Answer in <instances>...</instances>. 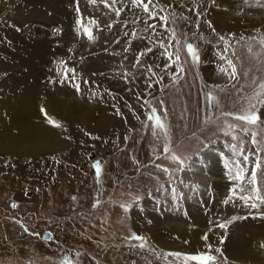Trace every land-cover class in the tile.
<instances>
[{
	"label": "rangeland",
	"instance_id": "obj_1",
	"mask_svg": "<svg viewBox=\"0 0 264 264\" xmlns=\"http://www.w3.org/2000/svg\"><path fill=\"white\" fill-rule=\"evenodd\" d=\"M158 1L153 0L152 5L164 12L166 20L160 21L167 28L168 34L164 37L168 35L169 40L156 38L160 22L145 15L138 21L134 17L128 25L122 21L108 24L119 38L94 54L108 55L115 64L81 75L86 89L84 95L91 102L82 101L80 114L76 117L73 113L74 118L66 124L64 154L50 155L53 174L56 173L52 174L51 182L28 190L16 182L13 171L0 170V264H195L157 248L148 232L149 217L152 214L161 217V210L167 205H175L170 207L174 213L185 206V212L180 214L189 225L193 222V210L202 212L205 203L220 210L229 207L241 210L240 220L251 225L264 222V185H261L264 182V121L259 116L261 106L264 108L261 87L264 68L260 67L264 63L252 54L237 58L235 78L231 77L228 84L213 85L204 75L207 68H202L207 43L204 36H197V19L184 12L188 2L180 0L183 6L179 5L180 10L175 7L176 0ZM8 2L11 0H3L5 5ZM134 6L128 5L129 9ZM174 9L176 12L171 11ZM181 13L184 20L176 19ZM179 21H183L181 26ZM33 22L43 25L39 20H29L25 25ZM124 30L127 41L122 44L120 33ZM189 44L196 51L198 62L194 63L189 55L186 47ZM172 49L176 65L173 80L158 87L159 90L149 87L140 93L142 119L118 136L117 145L113 146V141H100L102 133L112 137L128 126V111H125V102L117 101L114 103L117 111L104 113L109 107L103 112L97 102L99 95L116 99L122 93L128 98V94L135 92L133 85L140 83L142 72L152 70L147 66L152 65L151 61L144 65L142 56L148 60L152 59L149 52L155 55L157 51L171 52ZM160 70L154 68L158 71L156 76ZM209 95L213 97L211 101ZM87 103L100 115L89 116L91 108ZM253 111L259 117L256 124L236 119ZM153 115L163 123V130L156 126V119H150ZM116 119L121 120L120 125ZM81 130L86 138L78 152ZM96 163L100 166L99 174L94 167ZM211 163L221 166L214 169ZM245 167L249 168L244 171ZM253 169L257 178L249 186ZM240 172L245 174L247 183L233 178ZM177 174L182 177L183 187L180 194H175L179 198L172 203L168 199L176 197L171 193L178 191ZM189 182V188H198L195 193L190 190L187 194ZM181 200L182 206L177 203ZM187 204L193 208L192 212L188 213ZM134 219L139 223L138 229L134 227ZM160 232L166 235L165 229ZM141 244L144 246L140 247ZM199 253L215 257L208 264H220L221 259L211 251Z\"/></svg>",
	"mask_w": 264,
	"mask_h": 264
},
{
	"label": "bare ground",
	"instance_id": "obj_2",
	"mask_svg": "<svg viewBox=\"0 0 264 264\" xmlns=\"http://www.w3.org/2000/svg\"><path fill=\"white\" fill-rule=\"evenodd\" d=\"M186 1L188 12L185 10L184 12L189 17L197 19L198 26L195 29L197 36H204L203 39L207 43L202 55L205 58L202 68L207 69L205 72L204 69L202 71L209 82L213 85L225 82L228 84L232 77L228 61L235 67L234 61L245 55L246 57L256 55L264 63V6H261L264 5V0H259V3L257 0H247V3L245 0ZM199 1L200 4H197ZM19 2L11 0L5 5L3 0H0V170L10 169L15 174L16 182L31 190L33 186L51 182L54 169L50 155L64 154L66 124L74 118L73 113L76 117L80 114L79 104L82 101L91 102V99L84 95L86 89L81 75L114 63L108 55H95L96 50L103 49L104 45L119 38L108 24L111 21H122L128 25L127 22H133L134 17L138 21L145 15L160 22L161 28L158 29L156 36L158 40H169V36L164 37L168 33L164 23L160 21L161 18L162 20L165 18L162 10L150 5V12L153 14L150 16L142 7L135 5L129 9L128 5H134L132 0H116L111 8L104 7L99 0L94 4L89 3V0H19ZM179 5L182 6V3L176 0L175 7L182 10ZM117 11L120 12L119 15H116ZM171 11L176 12V9ZM181 14H175L176 19L184 20V15ZM78 18L85 27L91 29L94 40L90 41L83 29L78 31ZM29 20L42 21L43 25L33 22L26 26ZM90 20L97 21V24L91 25ZM182 22L179 21L180 26ZM125 30L119 32L121 43L127 41V34H123ZM161 63L166 65L163 61ZM221 68L225 71L221 72ZM170 72L164 71V76ZM73 85H77L78 88ZM97 100L99 105L104 98L99 95ZM87 106L91 108L89 116L100 115L95 109L92 111L95 107L90 104ZM126 114H122L123 119ZM259 116L264 121L262 106ZM107 118L112 121L109 114ZM48 119H52L59 126L48 123ZM114 121L119 125L121 123L118 119ZM79 134L81 145L77 149L78 152L81 151L83 140L86 138L84 131L81 130ZM104 134L100 136V141H113V144L117 142L119 134L113 135V138L105 137ZM210 166L215 169L221 165L211 163ZM248 168L245 167L244 171ZM244 175L241 182L247 183ZM179 177L180 174H177L175 178L178 180ZM250 183L249 179L248 185L252 186L253 183L252 185ZM176 184L178 191L171 193L174 197L182 191V177ZM189 185L190 182L186 187L187 194L190 190L195 193L198 188H189ZM261 185H264V182ZM199 190H202L200 193H204L203 189ZM251 193L253 194L252 191ZM178 198L170 197L168 200L174 203ZM161 200L163 201L162 198ZM177 203L184 205L182 200ZM187 206L188 213L192 212L191 205ZM170 207L167 205L160 209L163 211L161 217L155 214L149 217L151 221L148 232L154 237L157 248L184 254L211 251L221 259L220 264H264L262 247L264 222L251 225L249 221L240 220L241 210L239 212L233 207L220 210L205 203L202 212L193 210L191 213L193 222L189 225L184 221L185 216L180 214L185 212V206L181 207L179 213H174ZM133 222H136L134 226L136 228L138 221L134 219ZM220 224H226L227 227L220 228L218 226ZM162 229H165V236L160 232ZM204 236H207V240L202 239ZM220 245L221 252L215 251L214 247L218 249Z\"/></svg>",
	"mask_w": 264,
	"mask_h": 264
},
{
	"label": "crops",
	"instance_id": "obj_3",
	"mask_svg": "<svg viewBox=\"0 0 264 264\" xmlns=\"http://www.w3.org/2000/svg\"><path fill=\"white\" fill-rule=\"evenodd\" d=\"M169 46H170V48H173V47H171V44ZM159 47H161V45ZM162 53L166 54V52H164V51H162V52L157 51L155 55L153 54V52H149V55L150 54L152 55V59H151V57H149V58H147L148 60H146L145 57L142 56V58H143L142 61H145V63L142 62L144 65L146 63H148L149 61H151L152 65L147 64V66H148V68L150 67L149 69H152V70L150 72L148 71L146 74H144V72H142L140 83L133 85L134 86L133 90L135 92L133 94L132 93L128 94V98L123 96L122 93L119 95V98H116V99H112V98L107 99L103 96L104 101H101V103L99 104V107L103 108V112H104V108L109 107L107 110H105L104 113H109L112 110L117 111L118 106L114 104L117 101L120 103L125 102V111H128V114H127L128 126H126V128L124 130H121L119 135L124 131L126 132L130 126H133V125L135 126L138 123V121H140V119H142V116L140 114L141 109H142L141 104H140L141 102L139 103L140 100H138V98H140V96H139L140 93L149 87H153L155 89H157L158 87L160 88L162 85L164 86L169 81L173 80L174 75H175V71H176V65L173 61V54H174L173 49L171 52L169 51L167 53L168 55L166 54L167 56H165V57ZM161 57L162 58L164 57V58L161 59ZM162 61L165 62L166 65L161 63ZM164 67H166L167 69H164ZM154 68H158V69L162 68V70H160V72H162V73L159 72L158 75L156 76L155 74H157L158 71H154ZM166 70H170L171 72L164 76V71H166ZM159 88L157 90H159ZM118 90H120V91L122 90L121 85L119 86ZM141 95H142V93H141ZM135 98H136V104L134 105V99ZM142 99L143 98H141V100ZM93 103H94V106H97V102L95 100L93 101ZM125 113H127V112H125ZM143 117H144V115H143ZM115 145H117V143H115L113 146H115ZM107 148L110 149V148H112V146H108Z\"/></svg>",
	"mask_w": 264,
	"mask_h": 264
},
{
	"label": "snow or ice",
	"instance_id": "obj_4",
	"mask_svg": "<svg viewBox=\"0 0 264 264\" xmlns=\"http://www.w3.org/2000/svg\"><path fill=\"white\" fill-rule=\"evenodd\" d=\"M97 0H89V3H96ZM100 3H103L104 7L106 8H111L113 4H115L116 0H111V3H109V0H99ZM257 2L259 3V0H257ZM132 3L136 6H139V7H142L143 11L145 13H149V15H153L151 12H150V5L153 4V0H147V2H145V0H132ZM245 3H247V0H245ZM261 6H264V5H261ZM77 12L79 13V8H77ZM120 12L117 11L116 12V15H119ZM166 20V18H163ZM89 23L91 25H96L97 24V21L95 20H90ZM77 25H78V31L80 29H83V32L84 34L87 36V38L91 41V40H94L95 37L91 31L90 28L88 27H85L83 24H82V21L78 18L77 19ZM149 27H153L152 25H149ZM187 47V50H188V53L189 55L192 57V60L193 62H198L199 60V57L196 53V51L193 49V47L189 44V45H186ZM149 51H151V49H149ZM178 59V57H177ZM228 64H229V67L232 69V72H231V75L233 78H235V67L232 65V62L231 61H228ZM221 72H224L225 69L221 68L220 69ZM74 87H77V85H73ZM262 88H264V85H261ZM209 101H211L213 99V97L211 95H209L208 97ZM43 111V109H42ZM150 119H156L157 123H156V126H158L160 129H164V125L162 122H160L158 120V118H155L154 115L152 117H150ZM236 119L238 120H241V121H245L247 122L248 124H256L259 117L256 115V113L253 111L249 114H245V115H241V116H238L236 117ZM48 123L50 124H55V122L52 120V119H48ZM55 126H59L58 124H55ZM173 159H177L175 156L173 157ZM247 159V157H245V160ZM94 167L96 168V171H97V174H99V171H100V166L98 163H96L94 165ZM256 167H260L259 164H257ZM256 171L255 169H253L252 171V180H251V183H255V178H256ZM235 180H243V173L240 172L238 173L237 175H235L233 177ZM227 202V201H226ZM233 219H235V217H233ZM229 223H231V221H229ZM220 228H225L227 227L226 224H220L218 225ZM136 239H141L143 240L142 237H134ZM202 239H205L207 240V236H204L202 237ZM144 245L141 244L140 247H143ZM209 247H211L209 245ZM262 247H264V245H262ZM216 251H219V249H217ZM169 255H172V256H175V257H183L184 261L188 262V261H192V262H195V264H208L209 261H212L215 259V257H213L212 255H209V254H202V253H196V254H182V253H179V252H176V253H169Z\"/></svg>",
	"mask_w": 264,
	"mask_h": 264
},
{
	"label": "water",
	"instance_id": "obj_5",
	"mask_svg": "<svg viewBox=\"0 0 264 264\" xmlns=\"http://www.w3.org/2000/svg\"><path fill=\"white\" fill-rule=\"evenodd\" d=\"M44 239H48V237H45Z\"/></svg>",
	"mask_w": 264,
	"mask_h": 264
}]
</instances>
